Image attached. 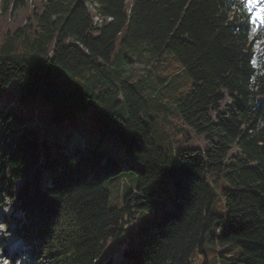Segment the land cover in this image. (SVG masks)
I'll list each match as a JSON object with an SVG mask.
<instances>
[{
	"label": "trees",
	"instance_id": "16d2710c",
	"mask_svg": "<svg viewBox=\"0 0 264 264\" xmlns=\"http://www.w3.org/2000/svg\"><path fill=\"white\" fill-rule=\"evenodd\" d=\"M139 42L179 63L188 90L176 113L209 148L157 144L152 106L173 74L150 85L151 71L127 72L117 45ZM11 84L21 111L0 103V200L22 213L12 225L41 264H113L107 245L117 251L132 210L128 195L110 207L103 182L127 171L170 187L151 230L117 251L121 264H192L217 220L210 239L264 264V28L246 0H0V90ZM38 102L67 122L52 140L32 125ZM78 113L86 128L72 127ZM207 174L224 179L222 215Z\"/></svg>",
	"mask_w": 264,
	"mask_h": 264
},
{
	"label": "rangeland",
	"instance_id": "374dc122",
	"mask_svg": "<svg viewBox=\"0 0 264 264\" xmlns=\"http://www.w3.org/2000/svg\"><path fill=\"white\" fill-rule=\"evenodd\" d=\"M249 10L256 25L264 28V0H246ZM24 11L11 12L10 20L13 24L18 23L24 17ZM115 55H126L130 63L124 65L127 72H132L135 76L145 75L147 71H151L150 85L153 84L156 75L170 76L173 74V79L166 82V87L161 88L159 92L165 93L162 97L161 105L154 102L152 106V115L154 117V137L156 142L161 147L167 150H175L177 147L201 149L202 151L209 148V144L204 139L202 134H197L190 130V127L182 121L177 115L176 103L173 98L179 93H184L188 90L186 85L187 78L182 74L179 63L172 58L169 53L164 52V59L154 61L145 51L144 42H139L132 47L125 45H117ZM186 80V81H185ZM165 81L158 83L157 87H162ZM11 84L0 90V103L7 107L11 105L18 113L20 109L17 106L15 87ZM158 91H150V96L157 95ZM47 105L38 102V107L34 106V115L32 125H37L43 130V133L49 140H52V131L67 126V122L55 123L47 118ZM87 117L85 114L79 113L70 120L73 126L86 128ZM11 125V121L8 122ZM77 123V124H76ZM70 125V126H71ZM77 129V128H75ZM71 137L80 138V134L75 130H69ZM83 132H88L83 130ZM135 173L132 171L122 172L115 176L106 179L103 184L109 191V206L117 207L122 205L125 195H128V204L131 205L132 216L129 218L126 229L122 234L121 242L116 249L121 253V250L129 244H137L139 236L151 230L152 219L159 207L168 202L166 189L170 187V182L163 179H156L149 183L140 185L136 180ZM207 178L212 186L215 199L212 203V211L222 215L224 210L223 200L219 192V188L224 184V179H216L214 182L213 175L207 174ZM131 194V195H130ZM139 210V211H138ZM22 219V213L13 212L11 201L7 198L0 200V249L5 251L4 259L1 264H41L33 253H26L23 257L17 256L21 252L23 239L15 233V228L12 225L14 220ZM225 228V220H218L206 231L203 253H199L193 260L192 264H202L207 260L208 264H242L233 259L235 252L238 251L237 246H231L228 243L220 242L218 239L212 240L211 235H217ZM108 253L113 264H121V257L116 252L111 251V245H107ZM15 250V251H14ZM235 251V252H234ZM12 252L13 257H12ZM5 261V263H4Z\"/></svg>",
	"mask_w": 264,
	"mask_h": 264
},
{
	"label": "bare ground",
	"instance_id": "6f19581e",
	"mask_svg": "<svg viewBox=\"0 0 264 264\" xmlns=\"http://www.w3.org/2000/svg\"><path fill=\"white\" fill-rule=\"evenodd\" d=\"M13 253H15V252H13Z\"/></svg>",
	"mask_w": 264,
	"mask_h": 264
}]
</instances>
